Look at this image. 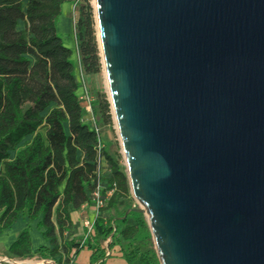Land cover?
<instances>
[{"label":"water","instance_id":"obj_1","mask_svg":"<svg viewBox=\"0 0 264 264\" xmlns=\"http://www.w3.org/2000/svg\"><path fill=\"white\" fill-rule=\"evenodd\" d=\"M92 6L158 261L264 264V0Z\"/></svg>","mask_w":264,"mask_h":264},{"label":"trees","instance_id":"obj_2","mask_svg":"<svg viewBox=\"0 0 264 264\" xmlns=\"http://www.w3.org/2000/svg\"><path fill=\"white\" fill-rule=\"evenodd\" d=\"M66 4L77 13L71 48L58 28ZM102 68L92 0H0V234L19 218L38 220L37 230L49 241L38 254L61 257L58 264H74L86 248L95 262L102 260L105 251L98 244L122 227L116 218L108 221L105 210L117 213L132 197L122 155H112L102 143L103 129L114 131L108 96L102 90L86 93L80 79ZM96 193L105 207L89 240L78 234L72 214L94 206ZM125 218L124 239L139 243L126 261L160 264L144 214L128 209ZM8 251L32 257L28 229Z\"/></svg>","mask_w":264,"mask_h":264},{"label":"crops","instance_id":"obj_3","mask_svg":"<svg viewBox=\"0 0 264 264\" xmlns=\"http://www.w3.org/2000/svg\"><path fill=\"white\" fill-rule=\"evenodd\" d=\"M73 7L75 8V6L72 4L64 5L62 8V14L63 15L61 17V18H64V21L61 24V26H62L61 30L63 32V35L65 36V37H63V39L69 45L70 48L76 46L75 28L70 27L71 26L70 18H71V14H72L71 11H72ZM24 8H26V1H25ZM66 8H67V12L65 13ZM75 13H76V8H75ZM59 22H60V20H59ZM58 25H59V23H58ZM23 29H24V23L20 22L18 25V30H23ZM29 58L34 61V59L31 56H29ZM29 140H31V138H29L26 142H29ZM89 211H91V217L89 218L91 220V218L94 216V206L86 205L81 210L76 211L72 214V219H73L74 224H78V226H79V233L78 234L81 237L83 235L80 232V230H81L80 226H81V224L83 226H85L84 223L87 220H89L88 219L89 216L87 214ZM80 214H85V215L78 217V215H80ZM37 224H38V220L32 221V223H31V222H29L23 218H19L14 225H12L8 229H5L0 234V236H3V235L9 236L8 233L14 231L13 235L10 237L9 244L7 245L6 248L3 249V254H0V264H15L18 262H20V264H58L59 263V261L61 260V257H56V258L48 257L47 259H43L38 254V248L42 247V246L43 247L49 246V241H46L44 239L43 235H41V232L37 230ZM121 226L122 227L120 230H118L117 234L114 232V234L108 240H106V242H101L98 244V247L105 251V256L102 260L95 262L93 259V256H92L93 250L91 251V250L86 248L77 256L76 260L73 263L74 264H80L78 262L82 258L83 253L85 251H88L89 255H90V257L87 258V260L89 259L88 260L89 264H102V263L103 264H130L129 262L126 261L125 254L127 252H129L130 249L132 248V246L135 244L132 241L125 240L123 235H122L121 230L127 226L126 218L123 220V224ZM25 229H28L29 233L31 235L33 255L31 258H28V259L13 257L12 255H10L8 249L13 243L16 242V240L18 238V234ZM85 230H86V228H85ZM86 236H87V234H86ZM86 236H84V238H86ZM90 239H92V234H91V237L89 238V240ZM93 243H94V241H92V244ZM4 258H6V260Z\"/></svg>","mask_w":264,"mask_h":264},{"label":"rangeland","instance_id":"obj_4","mask_svg":"<svg viewBox=\"0 0 264 264\" xmlns=\"http://www.w3.org/2000/svg\"><path fill=\"white\" fill-rule=\"evenodd\" d=\"M93 3V0H92ZM67 12V8L65 10V13ZM71 18H70V22H71V26L70 27H74L75 25V20L77 17V13H75V8L73 7L72 11H71ZM64 18L60 19L58 28H59V34L61 35V37H65L63 35V32L61 30V24L63 23ZM101 74L99 75H95V76H84L82 75L80 77L81 81H82V85L85 88V92H98V91H105V93L108 96V86H107V77H106V73L105 71L101 70ZM115 123H114V127L113 130L111 131L109 129H103V133H102V143L104 145H106V147L108 148V150L110 151V153L112 155H115L118 151L119 153L122 155L121 158V166L123 167L124 172H126V164H125V159L123 158V154H122V148L121 145L119 144V135H118V130H116L115 128ZM42 133L44 134L45 132L42 131ZM23 145V144H22ZM21 145V146H22ZM15 154H12V157H14ZM105 165V164H104ZM123 205H120V207H118L117 209V213H115L114 210H105L106 212V218L108 219V221H112L113 218H116L115 220V224L117 226H119V228L121 227V225L123 224V220L121 219L122 214L126 211V210H134L136 209H140L141 206L139 203H137V201L135 200V198L131 197L130 199H126L122 201ZM88 219L91 217V211H89L88 213ZM86 214V215H87ZM85 214H80L78 215V217L83 216ZM93 215V214H92ZM90 220V219H89ZM80 232L83 236H86V230H85V226H83L81 224L80 226ZM14 231L9 232V236L8 235H3L0 236V254H3V249L7 247V245L9 244L10 241V237L13 235ZM90 238V237H89ZM136 246L137 242L134 243ZM89 252L85 251L82 255V258L79 260L78 263L80 264H89L87 258H89ZM136 264H142L140 261H137Z\"/></svg>","mask_w":264,"mask_h":264},{"label":"built area","instance_id":"obj_5","mask_svg":"<svg viewBox=\"0 0 264 264\" xmlns=\"http://www.w3.org/2000/svg\"><path fill=\"white\" fill-rule=\"evenodd\" d=\"M85 99L86 101L90 102V98L88 96H86ZM86 112L91 113L90 105H88ZM93 203H94V216L91 218V220H87L84 223L85 228H86V234H87L86 238L91 237L92 228L95 223V220L102 216V210L105 207V202L100 198L99 193L95 194Z\"/></svg>","mask_w":264,"mask_h":264},{"label":"bare ground","instance_id":"obj_6","mask_svg":"<svg viewBox=\"0 0 264 264\" xmlns=\"http://www.w3.org/2000/svg\"><path fill=\"white\" fill-rule=\"evenodd\" d=\"M93 4H95V0H93ZM104 71H105V69H103ZM105 73H106V71H105ZM5 260H6V258H4ZM15 264H20V262H18V263H15Z\"/></svg>","mask_w":264,"mask_h":264}]
</instances>
